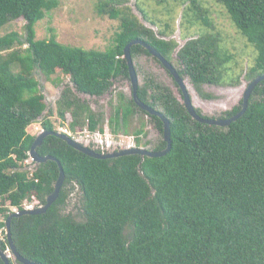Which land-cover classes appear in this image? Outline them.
I'll use <instances>...</instances> for the list:
<instances>
[{
  "label": "trees",
  "instance_id": "16d2710c",
  "mask_svg": "<svg viewBox=\"0 0 264 264\" xmlns=\"http://www.w3.org/2000/svg\"><path fill=\"white\" fill-rule=\"evenodd\" d=\"M217 2L255 56L245 73L233 74L229 65L234 57L221 48L218 36L187 41L177 52L183 68L178 73L189 78L204 100L214 98L203 92L205 84L237 87L242 77L251 82L264 75V0ZM195 4L201 2L192 0L188 10L194 12ZM107 5L100 13L119 19L120 27L112 44L96 51L62 45L53 30L49 39L35 40V26L58 7V0H0V29L12 21L25 22L24 41L14 31L0 36L1 252L9 249L4 230L13 214L10 208L22 211L31 202L37 203L33 208L43 206L59 176L54 161L35 166L32 172L25 169L35 139L27 129L47 108L34 70L47 78L69 77L58 106L72 131L82 130L85 121L90 131L102 130L101 115L77 94L99 99L111 92L113 80L128 79L123 51L133 40L145 42L167 61L176 48L132 15L121 16ZM204 23L211 26L205 19ZM130 51L132 59L150 57L140 45ZM14 67L22 73L14 72ZM137 96L169 121L170 151L159 158L130 155L101 160L47 136L37 154L59 161L64 186L44 214L11 220L17 253L35 264H264V80L254 88L245 113L228 127L194 121L171 89L151 76L138 87ZM241 103L219 118L236 115ZM130 105L137 108L132 98ZM130 113L129 108L125 112L117 108L109 119L114 135L120 124H128ZM196 113L201 116L198 109ZM150 119L162 134L160 119ZM40 126L42 131H56L46 117ZM166 146L161 139L149 151H163ZM133 148H141L139 140ZM69 187L81 193V222L62 214ZM0 264H4L1 258Z\"/></svg>",
  "mask_w": 264,
  "mask_h": 264
},
{
  "label": "rangeland",
  "instance_id": "374dc122",
  "mask_svg": "<svg viewBox=\"0 0 264 264\" xmlns=\"http://www.w3.org/2000/svg\"><path fill=\"white\" fill-rule=\"evenodd\" d=\"M191 1L58 0V7L47 13L45 18L35 26V40L49 39V31L53 30L56 40L62 45L84 50L105 51L112 44V39L120 27L119 19H111L108 14L100 13L102 6L108 3L109 8L107 7V10H118L121 16L132 15L141 25L152 31L158 39L173 41L176 48L173 50L169 62L173 64L176 71L183 69L177 62L178 50L189 40L197 39L199 36L212 35L218 36L221 48L234 57L233 63L229 65L232 73H245L247 67L253 62L255 50L232 24L225 9L217 0H194L200 1L201 5L195 4L194 12H191L187 8ZM183 14L186 15L183 17ZM204 19L211 25L210 27L205 25ZM24 24L22 19L8 23L0 29V36L14 31L24 41ZM10 51L3 54L6 55ZM133 63L139 86H143L147 78L151 76L155 82L170 88L174 96L178 100L180 99L173 78L151 56H137L133 59ZM12 70L22 73L15 67ZM23 74L25 75V73ZM32 76L39 83L47 108L43 117L31 124L27 132L36 137L42 131L40 122L45 117L50 119L55 128L64 126L69 128V118L64 121L60 117L58 106L62 91L69 85V77L56 74L47 78L39 69H35ZM182 79L194 107L204 116L214 119H218L222 113L240 104L244 90L249 83L242 77L237 87L205 84L202 86L203 92L212 95L214 98L204 100L197 94L188 77L183 76ZM77 95L81 100L87 102L94 113L101 115L100 127L102 129L113 127L112 124L110 126L109 119L113 117L117 108L121 112H125L126 108H129L131 113L128 117V124L126 126L119 125L118 134L122 135V140L133 142L128 137H134V139L139 140L141 148L152 150L157 142L163 139L150 116L130 105L132 89L128 79L113 80L111 92L99 99L81 94ZM120 95H123L121 99ZM85 126L86 121L83 129ZM34 168V163L29 159L25 163V169L32 172ZM67 191L69 198L62 209V214L70 215L73 220L81 222L83 220L81 193L76 187H69ZM25 206L36 207L37 203H25ZM10 209L13 212L16 211V209ZM1 221L3 218L0 216ZM0 237L1 239L4 238L1 231ZM8 256L11 264H18L9 252Z\"/></svg>",
  "mask_w": 264,
  "mask_h": 264
},
{
  "label": "water",
  "instance_id": "95a60500",
  "mask_svg": "<svg viewBox=\"0 0 264 264\" xmlns=\"http://www.w3.org/2000/svg\"><path fill=\"white\" fill-rule=\"evenodd\" d=\"M135 45H140L142 46L148 53L151 55L153 58H155L157 61H159L162 66L171 74L173 77L175 84L179 87L182 96H183V101L182 104L184 108L186 109L187 113L190 115V117L201 124H206L209 126H217V127H228L232 122H235L238 118H240L246 111L247 106H248V101L249 98L256 87V85L264 80V75L256 77L253 79L251 82H249L246 86V89L244 90L243 96H242V103H241V109L240 111L234 115L231 118L228 119H213V118H203L200 117L194 109L193 103L191 102L189 93L186 89V86L183 82V79L179 76L177 71L174 69V67L167 61L165 58L161 56V54L153 49L151 46L146 44L145 42L141 40H133L131 41L123 51V59L126 62L127 66V71H128V79L130 81L131 89H132V99L134 101V104L136 107L142 111H145L148 115L150 116H156L157 118L160 119V121L163 124V133L162 137L164 142L166 143V148L163 151H149L143 148H125L123 150L113 152V153H97L92 149H89L87 146H84L71 138L59 133V132H46V131H41L36 135L34 142L28 152V156L30 161L34 163V165L37 167L39 165L45 164L47 161H54L59 169V176L58 179L55 183L54 186V191L52 194H50L45 201V204L41 207L37 208H29V209H23L22 211H17L13 212V214L6 220L5 222V234H6V240L8 244V250L7 252H1L0 251V258L3 261L4 264H11L10 263V257L8 256V252L11 254V256L14 258V260L19 263V264H35L31 263L24 258H22L19 253L15 250L12 240H11V233H10V223L13 218L20 217L23 215H40L44 214L52 205L54 202H56L59 198L61 188L63 186L64 180H65V175L63 172V169L61 167V164L59 163L58 160L46 156V157H41L37 154V148L41 146L43 143L44 139L47 136H54L57 137L61 140H63L68 146L71 148L83 153L84 155L94 158V159H101V160H107V159H113V158H119L123 156H130V155H138L142 158L147 157V158H159L164 155H166L170 149H171V140H170V123L169 121L165 118L163 114H161L159 111L147 106L143 102H141L137 96V91L139 87V82H138V76L134 68V63L133 59L131 56V47Z\"/></svg>",
  "mask_w": 264,
  "mask_h": 264
},
{
  "label": "built area",
  "instance_id": "2783aa9c",
  "mask_svg": "<svg viewBox=\"0 0 264 264\" xmlns=\"http://www.w3.org/2000/svg\"><path fill=\"white\" fill-rule=\"evenodd\" d=\"M55 130L82 145H91L95 149H99L104 152H112L118 149L133 148L135 146L133 137H128V139L133 140V142H127L125 140H122L121 134L114 135L108 127L103 128L102 130H100L98 127L94 131H90L87 126V121L84 129L80 131H72L65 126L57 127L55 128Z\"/></svg>",
  "mask_w": 264,
  "mask_h": 264
},
{
  "label": "flooded vegetation",
  "instance_id": "af4514ba",
  "mask_svg": "<svg viewBox=\"0 0 264 264\" xmlns=\"http://www.w3.org/2000/svg\"><path fill=\"white\" fill-rule=\"evenodd\" d=\"M151 56V55H150ZM152 57V56H151ZM153 58V57H152ZM164 58V57H163ZM155 59V58H154ZM156 62H158L159 64H160V66L171 76V74L162 66V64L159 62V61H156ZM170 63V62H169ZM171 65L173 66V64L171 63ZM174 67V66H173ZM175 69V68H174ZM177 73H178V71H177ZM179 74V73H178ZM180 76V75H179ZM171 78H173L172 76H171ZM182 78V77H181ZM173 82H174V84H175V81H174V79H173ZM176 85V84H175ZM176 87H177V89H178V92H179V97H180V99L178 100V101H180L181 103H182V101H183V96H182V93H181V91H180V89H179V87L176 85ZM187 89V88H186ZM188 91V90H187ZM189 93V92H188ZM190 96V95H189ZM190 99H191V97H190ZM192 102V101H191ZM194 106V105H193ZM194 109H195V112H196V108L194 107ZM140 110V109H139ZM141 112H143V113H145L146 115H148L145 111H142V110H140ZM201 113V112H200ZM148 116H150V115H148ZM200 116V115H199ZM201 116H204L202 113H201ZM200 116V117H201ZM150 117H153V116H150ZM156 117V116H155ZM209 118V117H207V116H204L203 118ZM211 118V117H210ZM214 119V118H213ZM227 119V118H226Z\"/></svg>",
  "mask_w": 264,
  "mask_h": 264
},
{
  "label": "clouds",
  "instance_id": "9594fccd",
  "mask_svg": "<svg viewBox=\"0 0 264 264\" xmlns=\"http://www.w3.org/2000/svg\"><path fill=\"white\" fill-rule=\"evenodd\" d=\"M109 129H110V127H108ZM111 130V129H110ZM55 132H57V131H55ZM84 146H86V145H84ZM120 150H123V149H120ZM119 150V151H120ZM108 153H110V152H108ZM103 154H105V153H103ZM30 208H33V206L32 207H30ZM27 209H29V208H27ZM14 212H17V210L16 211H14Z\"/></svg>",
  "mask_w": 264,
  "mask_h": 264
}]
</instances>
